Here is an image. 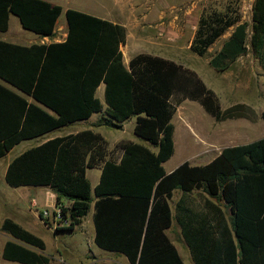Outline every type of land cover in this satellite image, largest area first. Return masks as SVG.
I'll return each instance as SVG.
<instances>
[{
  "label": "trees",
  "instance_id": "trees-1",
  "mask_svg": "<svg viewBox=\"0 0 264 264\" xmlns=\"http://www.w3.org/2000/svg\"><path fill=\"white\" fill-rule=\"evenodd\" d=\"M250 9L249 47L264 69V0H252ZM61 13L63 41L30 46L0 41V158L20 141L85 121L93 113L101 114L93 126L113 129L134 118L132 134L154 150L122 142L114 160L103 137L83 129L49 138L12 158L5 184L47 188L66 223L56 231H73L93 196V243L122 255L128 264H184L166 235L173 218L192 264H264V137L224 147L204 165L184 161L167 174L162 167L173 154L171 118L180 102H196L216 122L251 121L249 108L237 104L221 111L192 71L157 56L137 54L125 67L121 26L46 0H0V32L13 15L23 30L51 38ZM239 22L235 2L218 8L214 0L208 2L189 50L204 56L232 28L209 59L211 67L224 71L246 52L247 24ZM100 83L103 105L95 96ZM259 117L264 118V108ZM92 168L100 173L91 190L86 170ZM173 190L204 193V210L195 212L181 201L172 214L168 201ZM220 206L227 209V218ZM0 231L12 239L2 245L3 264H49L48 257L33 250L45 248L39 237L10 218L2 220Z\"/></svg>",
  "mask_w": 264,
  "mask_h": 264
},
{
  "label": "rangeland",
  "instance_id": "rangeland-1",
  "mask_svg": "<svg viewBox=\"0 0 264 264\" xmlns=\"http://www.w3.org/2000/svg\"><path fill=\"white\" fill-rule=\"evenodd\" d=\"M113 0H58L62 9L70 8L80 12H87L95 17H105L104 9L112 5ZM123 5H133L134 12L126 13L124 21L126 23L138 22L145 26V31L148 35V47L145 51L149 54L163 55L168 59H173L178 65L188 69L195 61L200 63L204 62L206 57H212L221 47L222 43L228 38L232 28L226 30L220 37H218L213 44L207 49L204 56L198 57L189 50V44L192 40L195 26L192 18V11L188 13L189 4L192 0H120ZM213 0H198V4L202 6V9L206 7L208 2ZM228 1H233L238 6V13L240 15V22H245L246 36L245 45L246 52L240 56H250V60H243L239 62L228 63L227 68L224 71H217L208 65H205L207 78L205 80V87L211 91L213 96L217 99L219 109L221 111L226 110L234 105L242 104L249 108V111L253 115V120H247L245 118L227 119L224 121L216 122L210 115L205 113L201 106L196 102L184 100L175 106L171 123L173 125V154L163 164L164 171H167L169 167L177 166L180 163L186 161L189 165H204L212 160L220 150L224 147L246 144V139L254 141L264 137V118H260V113L264 108V69L261 67L258 59L251 52L249 47V35H250V0H214L216 8L222 6ZM177 6L181 9L177 12L176 19L174 21L173 29H164L163 31L154 28L157 24V15L154 13L156 8L166 9L162 20L165 22L170 21L174 15L169 7ZM149 9V10H146ZM151 9V10H150ZM129 10V9H127ZM184 11L187 13L184 14ZM185 17L182 18L181 17ZM191 19V20H190ZM64 20L63 13L59 16L58 25ZM178 26H182L178 29ZM22 32L26 38H37L33 33L23 30L16 17L10 15L8 34L10 36L19 35ZM0 34V38H2ZM127 49L131 51L129 58L132 57L133 48L130 41H127ZM252 57V58H251ZM209 58V59H210ZM231 64V65H230ZM245 66L246 69H240ZM196 75V74H195ZM97 96L101 99L100 94ZM171 103L174 104V98L171 99ZM99 115H93L88 121L77 122L73 125L60 129L57 132H53L52 135H64L67 133H73L82 129L98 130L100 135L107 143L108 156L114 160H117L120 155V150L117 145L126 141H134L143 145L148 143L135 137L132 134V128L134 125V119L130 118L123 124V129H113L105 126H93L98 120ZM255 131V132H254ZM258 133V134H256ZM254 134V136H253ZM39 139V140H38ZM244 140V141H243ZM40 138H36L29 141H23L20 144L13 147L4 157L0 158V224L4 218H10L19 224L22 228L31 232L39 237L44 243V250L33 249L38 253H41L48 257L49 264H88L89 260L83 255L84 251H87L86 243L83 234L79 229L75 228L71 234L74 239L71 250L68 248L69 236L67 231H56V228H62L66 225L65 222L60 221L58 208L54 205L49 207L44 204L33 205L29 208L30 199L37 198L40 191L43 188L40 187H24V188H10L3 181V169L12 157L21 152L22 148H27L28 145L37 143ZM2 169V170H1ZM99 175L98 169H90L86 171V177L92 187ZM28 193V194H27ZM45 195V194H44ZM47 198L49 193L46 194ZM201 194L195 193L192 197V206L197 209L201 207ZM50 198V197H49ZM50 200V199H49ZM54 204V203H53ZM221 204V203H220ZM19 206L22 210H30L33 214L35 208L38 220H26L23 218L21 211L17 209ZM49 207V208H48ZM46 212V215L39 216V213ZM92 211L90 209L87 215L83 218V224L87 228L92 230V225L89 220V215ZM224 215L227 218L228 211L223 206ZM16 219V220H15ZM18 220V221H17ZM169 237L173 239L177 245L179 255L184 264H192L190 256L182 240H177L175 236L173 238L172 231H168ZM12 240L11 237L0 231V251L5 241ZM90 249L98 255V264H128L126 259L116 253H108L97 249L94 245ZM68 252V253H67ZM105 259H109L110 262H106ZM4 262L0 258V264Z\"/></svg>",
  "mask_w": 264,
  "mask_h": 264
},
{
  "label": "crops",
  "instance_id": "crops-1",
  "mask_svg": "<svg viewBox=\"0 0 264 264\" xmlns=\"http://www.w3.org/2000/svg\"><path fill=\"white\" fill-rule=\"evenodd\" d=\"M48 1L50 4H59L58 0H46ZM250 2L252 3V0H250ZM250 8H251V5H250ZM129 9V10H127ZM64 10V9H63ZM146 10H149L146 8ZM151 10V9H150ZM169 10L173 12V15L174 17L168 21V22H165L164 20H162V17L163 15L165 14L166 12V9H160L159 7L156 8V10H154V13L157 15V24L154 25V28L159 31H163L164 29H173L174 28V21L176 19V15L178 14L177 12H180L181 9L177 6H171L169 7ZM188 13H190L192 11V17L189 16V18H192L193 20V23L196 24V21L202 11V6H200V4H198V0H192V2L189 4V7H188ZM187 11H184V14L187 13ZM134 12V7L133 5H130V7L128 8L127 5H123L122 2L120 0H113L112 1V5L110 7H107L104 9V12L105 13V17H101L100 19H104L108 22H111L113 24H117L119 26H121L123 29H124V44L122 46L119 47V50H120V53H121V61H122V64L127 67V64H128V61L135 55L137 54H140V53H143V54H148V55H152V56H157V57H160L162 59H165V60H168V61H171L175 64H177L173 59H168L166 57H164L163 55H159V54H149L145 51V48L148 47V35L145 31V26L141 23H134V22H131V23H126L124 20V17L126 15V13H132L133 14ZM250 12H251V9H250ZM86 14H89L90 13H87L85 12ZM93 16V15H92ZM99 18V17H98ZM182 18H185L181 17ZM17 19V18H16ZM9 20H10V15L8 17V21H7V29L6 31L4 32H0L1 36H3L2 38H0V41H3V42H7V43H11V44H16V45H20V46H30V45H33V44H49L51 42H60V41H63L64 38H65V33H66V23H65V19L58 25V22H59V17L57 18L56 20V23H55V28H54V35L51 37V38H48V37H39L37 35H35L37 38H34V39H29V38H26L24 36V34H22V32L19 34V35H14V36H10L8 34V28H9ZM191 20V19H190ZM18 21V20H17ZM19 23V22H18ZM20 25V24H19ZM182 26H178L177 28L178 29H181ZM231 29V28H230ZM26 31V30H25ZM29 32V31H28ZM31 33V32H30ZM130 41V44L132 45V48H133V53H132V57L129 58V55L131 54V51L129 49H127L126 47V44H127V41ZM209 58L210 57H206L204 62L200 63L198 61H195L189 68L188 70L192 71L194 74H196V76L204 83L206 78H207V74L206 72L209 73V71L206 69L205 65H208V61H209ZM252 58V57H251ZM250 60V56L246 55V56H238L235 58L234 62H239L241 60L242 63L243 62H246V60ZM247 60V61H248ZM231 65V64H230ZM246 69L245 66H242L240 69ZM205 84V83H204ZM207 87V86H206ZM97 94H100L101 96V99L97 96ZM95 96L97 97V99L99 100V102L103 105V84L100 83L97 88L95 89ZM193 103V101H191ZM181 103V102H180ZM93 115H101L100 113H93L87 120L85 121H88ZM99 118V117H98ZM134 119V118H133ZM127 121V120H126ZM79 122H84V121H79ZM125 122V121H124ZM124 122L121 123V128L123 129V124ZM77 123V122H76ZM75 124V123H74ZM73 125V124H72ZM70 126V125H69ZM68 127V126H66ZM65 127H61L59 129H56L55 132H57L58 130L60 129H64ZM88 129V128H87ZM133 129V128H132ZM83 130V129H82ZM92 131L96 132L98 130H93L91 129ZM80 131V130H79ZM54 131L52 132H49V133H46L45 135L43 136H40V137H36V138H40V141L37 142V143H34V144H31V145H28L27 148H22L21 149V152H23L24 150L30 148V147H33V146H36L42 142H44L45 140L49 139V138H52V137H55V136H62V135H57L53 134ZM77 132V131H75ZM73 132V133H75ZM255 132V131H254ZM99 133V132H97ZM69 134V133H67ZM67 134H64V135H67ZM100 134V133H99ZM258 134V133H256ZM254 136V134H253ZM173 137V135H172ZM36 138H33V139H36ZM33 139H28V140H23V141H29V140H33ZM246 140L244 142H252L250 140H248L247 138H245ZM260 139V138H259ZM39 140V139H38ZM173 140V139H172ZM258 140V139H257ZM23 141H20L18 144H20L21 142ZM131 141V140H129ZM255 141V140H254ZM131 142H134V141H131ZM134 143H137V142H134ZM16 144V145H18ZM138 144H141V143H138ZM147 144V143H146ZM16 145H14L13 147H15ZM143 145V144H141ZM143 146H146L148 148H150L148 145H143ZM12 147V148H13ZM229 147V146H228ZM11 148V149H12ZM10 149V150H11ZM151 149V148H150ZM9 150V151H10ZM151 150H154V149H151ZM8 151V152H9ZM7 152V153H8ZM20 152V153H21ZM6 153V154H7ZM18 153V154H20ZM5 154V155H6ZM17 154V155H18ZM4 155V156H5ZM15 155V156H17ZM3 156V157H4ZM14 156V157H15ZM12 157V158H14ZM11 158V159H12ZM169 160V159H168ZM10 161H8L5 165V167L3 166L2 169H3V175H4V172H5V168L7 166V164L9 163ZM165 163V162H164ZM163 163V164H164ZM163 164H162V167H163ZM181 164V163H180ZM178 166V165H177ZM177 166H173V167H169L167 169V171H164L165 174L171 172L174 168H176ZM1 169V170H2ZM92 169H98L99 173H100V169L99 168H92ZM87 170H90V169H87ZM86 170V171H87ZM164 170V169H163ZM1 172V171H0ZM87 178V177H86ZM98 178H99V175H98ZM98 178H97V182H98ZM4 181V180H3ZM97 182H95V184L90 188L92 190V188L97 184ZM5 183V182H4ZM90 184V183H89ZM19 188H24V187H19ZM40 188H43V190L40 191V194L37 198H31L30 199V204L31 206H29V208H32L33 205H36V202L37 204H44V205H47L49 207L53 206L54 204V199H53V195L51 194V192L45 188V187H40ZM49 193V197L47 198L46 194ZM195 193H198V194H201L203 196H201V207L202 209L204 210V200L205 199H208V197L202 193V192H198L196 190H193L191 192H188V193H183L181 192L180 190H173L172 192V196L170 198V200L168 201V205L170 207V210L172 212V214H174V207H175V204L176 203H180L181 201L184 202V205L188 206L189 208H191L192 210H194L195 212H198L200 211V209H197L195 208L194 206H192V197L194 196ZM28 194V193H27ZM45 194V195H44ZM93 198V201L95 200V198L92 196ZM50 199V200H49ZM210 200V199H209ZM93 201L90 203L91 207H92V211L89 215V220L91 222V225H92V230L90 228H87L85 226V224H83V218L87 215H86L81 219V222L79 225H77L75 228L79 229V231L83 234L84 236V240H85V243H86V247H87V251H84L83 252V255L87 257V259L89 260V263L88 264H98L100 261L98 259V255L95 254L91 249L90 247L92 245H94L97 249H99L94 243H93V236H94V228H93V224H92V215H93ZM48 207V208H49ZM221 209L223 210V207L220 206ZM17 209L19 211H21V214L23 215V218L30 221V220H33V222L36 220H38L37 218V214H35L36 212V209L33 208L35 211L33 214L30 212V210H22L19 206H17ZM89 209H90V206H89ZM88 209V211H89ZM16 220V219H15ZM18 221V220H17ZM15 222V221H14ZM35 223V222H34ZM64 227V226H63ZM74 228V229H75ZM73 229V231H74ZM172 231L173 233V238L176 236L177 237V240H182V237H181V233H180V227L179 225L177 224V222L175 221V219L173 218L172 219V222H171V226L168 230H166V235L167 237L169 238V240L171 241V243L174 245L175 249L177 250L178 254H179V251H178V248H177V245L175 243V241L173 239H171L169 237V234H168V231ZM73 231L71 232H68V235L69 236V244H71V246L68 248L69 250H71L72 248V245L73 243L75 242L74 239L72 238L71 234L73 233ZM183 244L184 246L186 247L184 241H183ZM187 249V247H186ZM101 251H104L102 249H99ZM188 251V249H187ZM104 252H108V251H104ZM68 253V252H67ZM108 253H112V252H108ZM117 254V253H116ZM189 254V252H188ZM180 256V255H179ZM190 256V255H189ZM106 262H110L109 259H105ZM192 262V261H191ZM184 263V262H183Z\"/></svg>",
  "mask_w": 264,
  "mask_h": 264
},
{
  "label": "built area",
  "instance_id": "built-area-1",
  "mask_svg": "<svg viewBox=\"0 0 264 264\" xmlns=\"http://www.w3.org/2000/svg\"><path fill=\"white\" fill-rule=\"evenodd\" d=\"M58 212H59V211H58ZM57 214H58V213H57ZM57 214H56V215H57ZM42 215H44V216H45V215H46V212H45V211H44V212H42ZM57 216H58V215H57Z\"/></svg>",
  "mask_w": 264,
  "mask_h": 264
}]
</instances>
